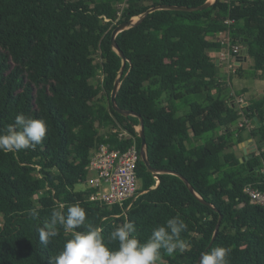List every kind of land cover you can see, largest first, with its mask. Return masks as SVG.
I'll list each match as a JSON object with an SVG mask.
<instances>
[{
  "label": "trees",
  "instance_id": "16d2710c",
  "mask_svg": "<svg viewBox=\"0 0 264 264\" xmlns=\"http://www.w3.org/2000/svg\"><path fill=\"white\" fill-rule=\"evenodd\" d=\"M122 1L0 0V130L18 113L48 126L35 150L0 151V264H49L70 236L61 230L45 246L37 227L59 205L74 203L105 238L128 220L142 242L179 214L189 248L173 256L162 250L158 264H200L204 252L219 246L231 250L229 264H264V207L245 191L264 186V95L238 109L212 55L224 49L217 36L228 35L249 48L253 79L264 80V0L153 11L117 35L126 62L112 43L117 23L157 5L198 7L208 0H128L120 16ZM97 58L103 78L95 83ZM119 76L117 103L143 118L150 166L165 172H152L142 158L140 118L114 109ZM243 116L253 128L239 125ZM115 127L136 137L141 155V194L127 211L76 190L89 178L93 148L118 143ZM250 139L258 150L242 161V143Z\"/></svg>",
  "mask_w": 264,
  "mask_h": 264
},
{
  "label": "clouds",
  "instance_id": "9594fccd",
  "mask_svg": "<svg viewBox=\"0 0 264 264\" xmlns=\"http://www.w3.org/2000/svg\"><path fill=\"white\" fill-rule=\"evenodd\" d=\"M47 133L48 126L43 119L18 113L6 129L0 130V151L35 150ZM29 211L34 220L39 218L36 208ZM187 228V223L177 214L154 228L151 236L142 242L135 235L136 224L125 220L116 224L105 238L103 228L88 223L86 210L74 203L66 208L64 204L59 205L37 231L45 246L61 230L70 236L59 254L50 256L49 264H158L162 250L173 256L189 248V243L182 238ZM113 244L118 247L113 248ZM230 251L223 246L213 247L202 254L200 264H229Z\"/></svg>",
  "mask_w": 264,
  "mask_h": 264
},
{
  "label": "built area",
  "instance_id": "2783aa9c",
  "mask_svg": "<svg viewBox=\"0 0 264 264\" xmlns=\"http://www.w3.org/2000/svg\"><path fill=\"white\" fill-rule=\"evenodd\" d=\"M128 0L119 3L121 16L122 10L128 6ZM231 22V21H230ZM224 49L216 57L218 65H226L232 72H237V67L244 61L249 53L239 44H233L230 37L221 34L220 37ZM241 61V62H238ZM244 125V123H241ZM104 134L107 135L105 127ZM112 132L117 134L118 143H101L93 148V156L89 164V178L86 182L88 190H91V200L112 207L120 205L127 211L132 203L141 194V181L138 176V162L141 157L137 146L136 137L126 129L115 127ZM132 140V141H130ZM245 191L250 196L252 203L264 207V186L256 187L252 184L246 186ZM131 201L125 207V203Z\"/></svg>",
  "mask_w": 264,
  "mask_h": 264
},
{
  "label": "rangeland",
  "instance_id": "374dc122",
  "mask_svg": "<svg viewBox=\"0 0 264 264\" xmlns=\"http://www.w3.org/2000/svg\"><path fill=\"white\" fill-rule=\"evenodd\" d=\"M139 19L138 17H135V19ZM221 36V34H220ZM219 37V35H218ZM223 37H221V39H223ZM243 47V44H241ZM213 56H218L219 52L218 51H214L212 53ZM249 55V54H248ZM248 60L245 61V63H241V65L239 64V66L237 67V72L241 73L242 75H239V73L237 74V72H232L231 70H229V68L226 65L220 66V68L222 67L221 72H225L228 74V77L225 79L226 83L228 84V87L230 89V91L233 93L234 95V99L237 103V107L238 109H240L242 111V108L244 106H246L253 98H257V97H261L264 95V80H254L253 76H254V60L252 57L248 56ZM245 59V58H242ZM101 59L97 58L96 59V66H97V71H98V77L95 80V83L98 82L99 78H103L100 72V65ZM241 62V61H238ZM231 77V79H230ZM231 81H233V83H235L234 85H232ZM241 123H244V125H246L247 127L253 128L254 124L252 122V120L247 119L245 116H243L240 121H239V125H241ZM136 129L139 131L141 129V124L138 123L136 124ZM105 129H101V133L104 132ZM104 134V133H103ZM255 145L256 151L258 150V146L255 143V141L253 140L252 142ZM252 143L249 144H242V147H246L247 148V153L244 157H246V159L248 158L247 155L253 153L252 152ZM219 148L222 150L224 149L223 144H219ZM263 171H264V166H263ZM87 185L86 183L84 184H78L76 186V190H80V191H86Z\"/></svg>",
  "mask_w": 264,
  "mask_h": 264
},
{
  "label": "water",
  "instance_id": "95a60500",
  "mask_svg": "<svg viewBox=\"0 0 264 264\" xmlns=\"http://www.w3.org/2000/svg\"><path fill=\"white\" fill-rule=\"evenodd\" d=\"M218 0H208L204 5H201V6H198V7H179V6H174V5H157V6H154V7H151L146 13L144 14H141L139 15V19H135V16L128 19V20H125V21H122L120 23H117V25L115 26V28L113 29L112 31V43L114 45V47L116 48V50L118 51V53L120 55H122L123 57V60L124 62H126L127 60V57L125 56L124 52L122 51V49L120 48V46L118 45L117 43V35L126 30V29H129L133 26H136L137 24H139L143 19H145V17L150 14L151 12L153 11H156V10H159V9H166V8H183V9H189V10H196V9H203V8H207L208 6L210 5H213L217 2ZM246 52L249 53V48H246ZM120 84H121V81H120V76L117 78L116 82H115V87L113 89V92H112V96H111V99H112V103H113V106H114V109L121 113V114H125V115H129V114H133V115H136L140 118V122H141V129L139 130V133H140V136H141V139H142V150H141V155H142V158L144 160V162L147 163V165L149 166V169L154 172V173H162V172H165V171H160V170H157L153 167L150 166V162H149V159H148V153H147V140H146V134H145V131H144V125H143V118L141 116H139L138 114L132 112V111H127V110H124L122 109L118 103H117V93L119 91V88H120ZM253 142V139H250L248 141H245L243 142L244 144H249V143H252ZM242 143V144H243ZM252 152H255L256 151V148H255V145L252 143ZM244 151L245 153H247V148L244 147ZM246 157H243L242 158V161H246ZM193 192L199 197L201 198L194 190ZM202 201L206 204H208V202L206 200H203ZM222 215L220 217V221H219V224L217 226V230L220 228V224H221V221H222ZM217 232V231H216ZM216 235V234H215ZM215 237V236H214ZM198 264V263H197Z\"/></svg>",
  "mask_w": 264,
  "mask_h": 264
},
{
  "label": "crops",
  "instance_id": "0c3cea01",
  "mask_svg": "<svg viewBox=\"0 0 264 264\" xmlns=\"http://www.w3.org/2000/svg\"><path fill=\"white\" fill-rule=\"evenodd\" d=\"M220 36V35H219ZM217 38H218V36H217ZM248 56H246L245 57V59H244V61H243V63H245V61H247L248 60ZM241 65V64H240ZM221 69H222V67H221ZM225 73V72H224ZM227 73H225V75H226ZM228 75V74H227ZM230 79H231V77H230ZM231 83H232V85H234L235 83H233V81H231Z\"/></svg>",
  "mask_w": 264,
  "mask_h": 264
},
{
  "label": "bare ground",
  "instance_id": "6f19581e",
  "mask_svg": "<svg viewBox=\"0 0 264 264\" xmlns=\"http://www.w3.org/2000/svg\"><path fill=\"white\" fill-rule=\"evenodd\" d=\"M136 17H138L139 18V16H136ZM137 19V18H136Z\"/></svg>",
  "mask_w": 264,
  "mask_h": 264
}]
</instances>
